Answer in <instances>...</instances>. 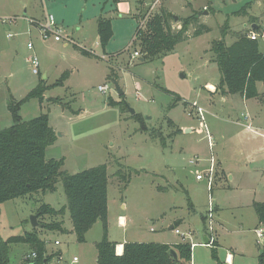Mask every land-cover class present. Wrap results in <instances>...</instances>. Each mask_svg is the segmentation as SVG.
<instances>
[{
	"label": "rangeland",
	"instance_id": "obj_1",
	"mask_svg": "<svg viewBox=\"0 0 264 264\" xmlns=\"http://www.w3.org/2000/svg\"><path fill=\"white\" fill-rule=\"evenodd\" d=\"M102 1L0 0V17L22 16L25 12L42 20L44 12L52 13L64 32L74 39L64 42L43 37L34 23L26 27L0 23V129L13 123L11 102L22 99L41 79L51 85L67 71L62 86L47 89L42 101L26 100L19 106L18 114L22 120L48 114L56 140L47 147L45 158H63L61 170L74 174L106 165L108 239L126 234L129 241L197 243L192 246L190 264H216L210 244L203 243L204 233L211 230L207 218L204 223L201 217L207 213L211 194L213 208L215 204L219 207L211 228L216 231L220 260L230 251L235 256L232 264H260L258 247L263 239L255 236L253 229L258 221L251 203L264 201L263 85L257 83L259 96L250 99L222 95L215 88L210 92L204 85L216 86L220 81L217 65L211 61V40L220 37L225 22L227 45L236 33L249 32L251 16L258 24L264 22V0L260 7L256 6L257 0H190V4L188 0H134L135 12L143 11L136 17L115 15L109 5H101ZM247 3L249 15H234ZM150 6L154 9L152 14L162 6L177 16L170 21L173 30L180 28L181 17L192 13H197L198 23L210 30L191 36L190 27L188 37L171 51L152 59L131 57L134 49L140 50L134 42L135 30L141 27L138 17ZM205 10L207 13L203 14ZM99 16H114L113 34L104 50L97 36ZM7 33L12 36L6 37ZM27 42H32V49L27 48ZM79 48L91 55L82 54ZM260 48H264V39H260ZM31 53L38 57L39 74H33L27 62ZM114 81L122 95L115 91ZM99 85H106V91H99ZM110 99L114 105L109 104ZM192 103L205 111L212 150ZM142 124L150 131L142 130ZM185 127L191 132L186 133ZM177 128L182 132L167 138ZM151 130L167 138L165 146L160 138L151 136ZM212 153L220 161H214L210 193L205 179L197 181L195 174L208 167ZM196 157L198 162H189ZM229 175H233L232 180ZM121 202L125 204L123 209ZM189 202L194 204L192 211ZM41 203L55 209L67 206L61 181L53 192L38 191L3 202L0 239L36 228L51 252L60 251L63 264H97L95 243L103 237L102 221L98 219L85 234V241L78 242L67 208L62 218L58 216L63 220V231L39 225L57 219L47 214L37 216L38 224L32 227L31 216L37 215ZM117 214L128 219L124 229L116 224ZM217 216L223 225L216 221ZM177 218L182 219L177 226L180 234L169 227ZM54 240L59 244L55 245ZM30 252L29 244H10L8 264H23ZM73 256L78 259L75 263L71 261Z\"/></svg>",
	"mask_w": 264,
	"mask_h": 264
},
{
	"label": "trees",
	"instance_id": "obj_2",
	"mask_svg": "<svg viewBox=\"0 0 264 264\" xmlns=\"http://www.w3.org/2000/svg\"><path fill=\"white\" fill-rule=\"evenodd\" d=\"M111 1L113 4L119 2V0ZM249 5L250 3H247L234 12V15H246ZM197 18V13L181 17L180 28L173 30L170 23L174 19L173 14L161 6L147 20L144 28L137 27L135 30L134 42L137 41L141 58L152 59L159 53L171 51L177 43L188 37L187 32L190 27L193 28L191 36L208 32L210 28L205 24H199ZM251 19L255 22L254 17ZM96 26L98 41L104 50L112 36L111 18L99 16ZM226 26L227 22L221 28L220 37L212 39L209 47L212 53L211 61L217 65L220 73V81L215 89H218L222 95H240L245 99L256 98L259 96L258 82L262 83L264 94V51H260V41L250 39L247 36L248 32H244L236 33L234 40L227 45L224 30ZM79 49L82 54L91 55L90 52ZM67 77L68 72L65 71L51 85L41 79L22 99L11 102L13 123L7 128L0 129V205L7 200L25 197L38 191L53 192L56 190V183L61 181L67 206L55 209L49 204L41 203L36 211L37 216L47 214L57 219L39 222V225L47 230L63 231V220L58 219V216L62 218L67 208L76 240L84 242L87 231L98 219L101 220L103 237L95 243L97 264H190L192 246L189 242L170 245L162 242L126 241L123 243L122 253L116 254V243L107 237L106 165L100 164L70 174L61 170L63 158H45L47 147L56 140L55 132L49 125L48 114L41 113L29 120H22L18 109L28 99L39 98L42 101L47 89L62 86ZM109 104L114 105L115 102L110 99ZM134 115L142 119L141 116ZM168 123L171 121L168 120ZM142 125V130L150 131L144 124ZM154 131L151 130V136L160 138L159 141L165 146L166 139H171L174 133L180 132V129L177 128L167 138L159 134L155 135ZM252 205L258 224L264 225V201L253 202ZM189 208L193 209L190 202ZM202 220H205L204 215ZM38 235L37 229L34 228L22 235L0 239V264H8L9 245L16 243H26L31 246V251L36 253L33 264H49L60 252L49 253L45 241ZM170 247L176 251L177 260L169 255ZM210 247L211 256L216 264H226L217 255L216 243H212ZM258 260L264 264L263 244L258 247ZM23 264H27V259Z\"/></svg>",
	"mask_w": 264,
	"mask_h": 264
},
{
	"label": "built area",
	"instance_id": "obj_3",
	"mask_svg": "<svg viewBox=\"0 0 264 264\" xmlns=\"http://www.w3.org/2000/svg\"><path fill=\"white\" fill-rule=\"evenodd\" d=\"M206 8V7H204ZM149 9V10H148ZM147 12L140 17L139 21V29L142 28L144 23L151 17L149 16L152 14L151 12L154 11V9L148 8ZM16 17H0V23L3 25L6 24H12L13 22L16 21ZM29 23H34L39 29L43 37L51 36L55 41H64V42H73L74 40L72 37L64 32V29L55 21V17L52 13H45L44 17L42 20H36L33 18H26ZM12 36L11 33H7L6 37L10 38ZM247 36L252 39V40H259L264 39V23H261L259 25H256L255 28H250ZM27 48L32 49L33 44L32 42H27ZM140 56V53L138 50L134 49L131 57H137ZM102 57H104L102 55ZM27 62L29 63L31 67V72L33 74H39V60L36 54L31 53L27 57ZM101 92H105L107 89L106 85H99L97 88ZM191 107L193 110H195L196 113V118L200 121V126L205 131V135L208 141V146L210 149H212V142H211V135L208 131L207 125L205 124V118H204V110L202 107L196 105L195 103L191 104ZM190 114V113H189ZM214 158L212 155L210 156L209 160V165L208 167L203 170V172H197L195 174V179L196 180H203L205 179L206 181V189L208 192H211L212 184L214 183L213 177L215 173V166H214ZM189 162H198V158L191 159ZM263 169H264V159H263ZM209 202H208V207H207V221H208V227L211 229V223L213 221V216H214V208H213V202L211 203L210 199L212 198V195H209ZM255 234L258 240L263 239L264 240V225L260 224L257 228L254 229ZM174 232L177 234H180V231L178 229H174ZM55 245L59 244L58 240L54 241ZM206 245L212 244L210 241L208 243H205ZM193 243H191V246ZM36 257V253L34 251H31L29 254H26L24 257V260L27 259V264H33V260ZM78 259L77 257L73 256L72 260L73 262H76ZM49 264H63L62 263V255L58 254L52 258V260L49 262Z\"/></svg>",
	"mask_w": 264,
	"mask_h": 264
},
{
	"label": "crops",
	"instance_id": "obj_4",
	"mask_svg": "<svg viewBox=\"0 0 264 264\" xmlns=\"http://www.w3.org/2000/svg\"><path fill=\"white\" fill-rule=\"evenodd\" d=\"M259 1H261V2H259ZM103 2V4H101L103 7L105 6V5H109L110 7H111V9H112V12H113V14L115 13V15H119V16H124V15H132V16H134V17H136L137 15L139 16L141 13H140V9H139V11H136L135 12V6H134V0H119V2L117 3V4H113L112 3V1L111 0H103L102 1ZM190 0H188V4H190ZM263 2V0H257L256 1V6L257 7H260V4ZM103 7H102V9H103ZM166 7V6H165ZM205 6H203V8H204ZM167 10H168V8H167ZM168 11H170V10H168ZM45 13H47V12H44V14H43V16L45 15ZM206 14L207 13V11L205 10L204 12H203V14ZM24 14H25V12H24ZM22 15V16H20V15H14V16H16V17H18V21H15V22H13L11 25H13L14 27H26V25L27 24H30L28 21H27V17L28 18H33V19H35V17L34 16H28V15ZM174 15V14H173ZM247 15H249V12H247ZM42 16V17H43ZM20 17V18H19ZM113 17L114 16H110V18H111V27H112V19H113ZM251 17H254V16H251ZM95 18H96V16H95ZM17 20V19H16ZM37 20V19H36ZM262 23H264V22H262ZM244 26H246V23H244L243 24ZM256 25H259L258 24V22H257V19L255 20V22H253V21H250V23L248 24V27H249V29L250 28H253L252 26H255L256 27ZM112 34H113V32H112ZM98 36V35H97ZM112 37V36H111ZM73 39V38H72ZM74 40V39H73ZM99 42V41H98ZM260 51H264V48H260ZM131 54V53H130ZM45 78H46V76H44ZM45 81H46V79H44ZM208 85H211L212 87H214L215 88V85H213V84H211V83H206L205 85H204V87H206L207 89L209 88L208 87ZM214 88H209L208 90H210V92L212 91L211 89H214ZM199 125H200V121H199ZM247 127H249V125H247ZM200 128H201V126H200ZM180 129V128H179ZM184 131L186 132V133H189V132H191V129L189 128V127H185L184 128ZM201 131H203V129L201 128ZM209 131V130H208ZM180 132H182V129H180ZM205 132V131H204ZM209 133H210V131H209ZM210 135H211V133H210ZM208 142V141H207ZM211 142H212V135H211ZM212 144H213V142H212ZM212 149H213V145H212ZM211 149V150H212ZM218 156V155H217ZM212 157H213V153H212ZM214 158V157H213ZM215 160V159H214ZM190 161V160H189ZM216 162H218V161H220V160H215ZM223 163H224V161L223 162H221V169H223L222 167V165H223ZM262 171L264 172V169H263V166H262ZM229 178H231V180L233 179V175L231 176V175H229ZM197 181H199V180H197ZM213 192V191H212ZM212 192H210V193H212ZM253 202H257V201H253ZM253 202L251 203V204H253ZM191 204H192V208H193V206H194V204H193V202H191ZM125 207V204L123 203V202H121V208L123 209ZM194 209V208H193ZM193 209H191L190 208V210L192 211ZM218 210H219V207H218V205L217 204H215V210H214V213H216L217 214V212H218ZM204 215V217L206 218V215H207V213H206V211H205V214H203ZM218 215V214H217ZM201 217H202V215H201ZM127 221H128V219H127V217L125 216V215H123V214H117L116 215V224L119 226V227H121L122 229H124L125 227H126V225H127ZM181 221H182V219H175L174 220V223L173 224H170L169 225V227L170 228H172L173 230L176 228V229H178V224L179 223H181ZM216 221L217 222H219V224H222V221H220V220H218V216L216 217ZM257 221V220H256ZM175 223H177V225H175ZM204 223H205V221H204ZM258 224V223H257ZM223 225V224H222ZM259 225V224H258ZM258 225H254V229L255 228H257V226ZM209 226V225H208ZM253 229V230H254ZM179 230V229H178ZM205 230H206V228H205ZM211 231L209 232V233H204V237H203V243L205 244V239H207V241H210V243H216V250H217V247L219 246V243H218V240H217V238H216V231H215V229L213 230L212 228L210 229ZM107 232L109 233V231H108V222H107ZM254 233H255V230H254ZM255 236H256V234H255ZM109 240H111V241H114L115 243H116V246H115V252H116V254H121L122 253V250H123V243L124 242H126V241H129V239L127 238V235L126 234H124L121 238H119V239H111V238H109ZM55 241V240H54ZM162 243H164V242H162ZM165 243H167V242H165ZM46 244V243H45ZM167 244H169V243H167ZM173 244H175V243H173ZM194 245L195 244H197V243H193ZM199 244H201V243H199ZM170 245H172V244H170ZM193 246V245H192ZM210 246H211V244H210ZM211 248V247H210ZM46 249H47V251L49 252V253H51V250H49L47 247H46ZM231 250V249H230ZM58 252H60L59 250H58ZM218 255V254H217ZM219 257V256H218ZM234 253L233 252H230V251H228V252H226V254H225V257H224V260H223V262H225L226 264H232L233 263V261H234ZM191 258H192V255H191ZM220 259V258H219ZM222 261V260H221ZM73 263H75V262H73Z\"/></svg>",
	"mask_w": 264,
	"mask_h": 264
},
{
	"label": "water",
	"instance_id": "obj_5",
	"mask_svg": "<svg viewBox=\"0 0 264 264\" xmlns=\"http://www.w3.org/2000/svg\"><path fill=\"white\" fill-rule=\"evenodd\" d=\"M173 17H174V19H177V16L173 15ZM252 27L255 28V26H252ZM140 60H143V59L140 58ZM114 87H115V91L117 92L118 95H122L123 94V92L120 89L119 85L115 81H114ZM128 110L130 111V113H134V110L132 108H128ZM31 224H32V227H36L37 226V224H38L37 215H32L31 216ZM205 243H208L207 239H205ZM262 244L264 246V240H263ZM168 253H169V255L172 256V258L174 260H177V258H178L177 253L172 247L169 248Z\"/></svg>",
	"mask_w": 264,
	"mask_h": 264
},
{
	"label": "bare ground",
	"instance_id": "obj_6",
	"mask_svg": "<svg viewBox=\"0 0 264 264\" xmlns=\"http://www.w3.org/2000/svg\"><path fill=\"white\" fill-rule=\"evenodd\" d=\"M208 87H209V88H214V87H212L211 85H208Z\"/></svg>",
	"mask_w": 264,
	"mask_h": 264
}]
</instances>
